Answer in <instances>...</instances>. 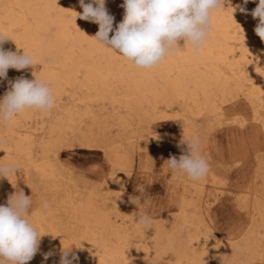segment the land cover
Returning <instances> with one entry per match:
<instances>
[{"label":"bare ground","instance_id":"1","mask_svg":"<svg viewBox=\"0 0 264 264\" xmlns=\"http://www.w3.org/2000/svg\"><path fill=\"white\" fill-rule=\"evenodd\" d=\"M123 2L105 0L115 18L114 28L123 20ZM223 7L213 13L210 39L198 56L185 48L158 67L145 70L91 38L99 26L75 19V12L83 11L79 0H0V32L15 41L7 40L3 48L20 54L24 49L39 63L18 71L20 77L34 79L37 75L49 80L55 104L64 93L72 100L55 115L27 110L10 125H0V162L17 163L22 167L17 173L29 179L33 171L55 187L64 177L63 167L55 162L57 149L71 145L75 137L85 147H95L101 140L100 146L118 172L127 165L130 152L136 148L145 154L148 151L147 141L126 136L131 125L157 118L172 119L177 126L180 139L174 145L180 156L186 151L181 139L193 134L191 119L206 115L211 116V123L219 124L225 117L222 105L239 96L252 107L253 125L264 129V41L254 31L259 18L246 10L235 13L229 3ZM8 88V84L0 87L2 97ZM94 106L105 112L96 113ZM37 115L40 121L33 119ZM108 119L121 130L110 141L99 134ZM245 120H238L237 126L243 127ZM256 161V170L235 196L245 220L220 238L200 213L199 204L218 199L222 192V181L214 171L198 182L171 176L169 194L175 200L166 210L172 213L155 217L153 229L145 233L120 200L108 198L107 190L115 186L111 178L104 180L106 188L100 196L104 207L95 206V192L78 196L77 203L65 194L72 218L82 227L77 236L81 264H240L241 260L264 264V153ZM13 177L0 178V205L15 192ZM42 220V215L35 217L38 225Z\"/></svg>","mask_w":264,"mask_h":264},{"label":"rangeland","instance_id":"2","mask_svg":"<svg viewBox=\"0 0 264 264\" xmlns=\"http://www.w3.org/2000/svg\"><path fill=\"white\" fill-rule=\"evenodd\" d=\"M258 2L259 0H248L245 4L244 0H230L229 6L235 9L234 11L230 7L235 13L240 11V8H244L252 17L251 13L257 7ZM244 12L240 11L242 14ZM17 77H20L19 72L9 69L7 79H0L1 89L7 86L9 80H15ZM0 97H2L1 93ZM71 102L72 100L64 93L47 117L55 115V112L61 110V107L63 109L65 105ZM222 107L225 115L223 122L219 124L211 123L213 122L211 116L206 115L196 119L193 118L191 119L193 134L190 135L200 137L202 151L210 163V171H214L213 173L222 181L220 183L222 192L219 194L218 199H210L207 203L199 201V204H202L200 205L202 208L200 213L205 217L208 225L218 238L225 236L233 226L245 220V215L236 207L237 197L235 196L242 189V185H245L248 181V177L256 170L257 158L264 153V149H262L264 148V129L261 126L256 127L253 125L250 118L252 107L247 99L244 96H239L234 100L226 101ZM93 109L98 114L105 112L99 109L98 106H94ZM103 115L105 116V114ZM43 117L46 119V115ZM243 118H246L244 126L238 127L237 121ZM33 119L40 121V116L37 115ZM105 123L106 126L99 129V134L104 135L107 141L116 139L121 133L120 128L110 119L106 120ZM85 124L86 122L83 126ZM141 126L136 123L132 124L130 132H126V136H139L137 137L138 140L144 139L147 141V154L143 149L136 148L133 152H130V160L127 165L118 172H115L112 168L113 165L110 163L106 150L103 146H100L101 140H98L95 147H85L80 146L74 137L71 140V145H68L69 147L61 146L57 149L58 158L55 162L58 167H63L64 176L62 177L63 180L59 181L60 185L51 186L50 181L40 178L33 171H30L29 179L20 172L14 175L13 186L23 189L25 195L30 196L32 194L33 205L30 219L37 230L43 234L40 250L28 264H59L63 248H71L70 257L73 253L78 256V261H74L73 264L83 262L81 258L83 255L78 246L77 237L82 227L72 218L71 206L67 198L63 196L68 194L73 199L72 201L77 203L78 196L80 199L89 192H95V206L98 208L104 207L105 205L100 200V196L106 188L104 187V180L106 179L111 178L115 185L107 190L108 198H111L110 201L114 202L120 200L126 209L128 208L132 218H134L138 209L136 205L130 202V197L140 195L136 191L137 187H142L144 189L143 197L151 201L148 212L154 217L155 221L158 215L168 216L172 213L166 210L174 204L175 200L174 197L170 196L168 187L172 175L164 162L170 156L179 157L177 147L174 145L180 139L177 135V126H175L172 119L168 120L166 118L153 119L148 124L142 123ZM149 132L151 134H148ZM86 187L90 188L87 189ZM209 190H206V192H209ZM41 201H47L48 207L43 208ZM37 215L43 217L40 225L35 222ZM47 252H52L53 255L45 261L44 254ZM226 264H229V262H226Z\"/></svg>","mask_w":264,"mask_h":264},{"label":"clouds","instance_id":"3","mask_svg":"<svg viewBox=\"0 0 264 264\" xmlns=\"http://www.w3.org/2000/svg\"><path fill=\"white\" fill-rule=\"evenodd\" d=\"M247 2L244 0L245 4ZM79 3L83 11L75 12V19L79 17L99 26L95 36L91 37L98 45L119 54L136 68L151 70L185 48L198 56L210 39L213 13L225 10L223 5L230 4V0H124L121 5L123 20L115 28V18L108 12L105 0L90 3L79 0ZM240 11L245 9L240 8ZM251 15L254 19L259 18L254 31L264 41V0H259ZM110 33H114L111 38ZM9 39L13 40L0 32V79L5 80L9 69L21 71L39 64L23 48L22 54L5 50L3 44ZM8 85V90L0 97V125H10L27 110L48 114L54 109L53 89L45 77L34 75V79H27L21 76L9 80ZM180 144L186 145V151L178 158L170 156L164 162L167 169L174 179L184 177L192 182L201 181L208 175L210 163L202 151L200 137H183ZM20 169L22 167L17 163L0 162V178L9 180ZM13 187L16 191L8 196L6 204L0 205V264H28L39 252L43 234L30 219L32 194L25 195L23 189ZM136 191L140 195L130 197V202L138 209L135 223L145 233L153 229L155 219L148 212L151 201L143 197L144 189L137 187ZM41 204L43 208L48 207L47 201H41ZM179 230L183 231L184 226L181 225ZM70 251L71 248H63L59 264L78 261L74 253L70 257ZM51 255L52 252L45 253L44 260ZM240 264L245 261L241 260Z\"/></svg>","mask_w":264,"mask_h":264}]
</instances>
